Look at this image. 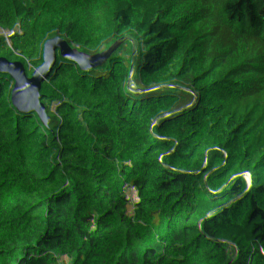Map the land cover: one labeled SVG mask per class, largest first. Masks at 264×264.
Returning <instances> with one entry per match:
<instances>
[{"label": "trees", "instance_id": "16d2710c", "mask_svg": "<svg viewBox=\"0 0 264 264\" xmlns=\"http://www.w3.org/2000/svg\"><path fill=\"white\" fill-rule=\"evenodd\" d=\"M0 0V264H264V0Z\"/></svg>", "mask_w": 264, "mask_h": 264}, {"label": "water", "instance_id": "95a60500", "mask_svg": "<svg viewBox=\"0 0 264 264\" xmlns=\"http://www.w3.org/2000/svg\"><path fill=\"white\" fill-rule=\"evenodd\" d=\"M75 176L76 172H72L60 181L45 185L26 177L16 168L3 170L0 172V211L9 201L13 183L17 189L29 193L36 201L42 202L58 196ZM4 252L5 248L0 237V255L3 256Z\"/></svg>", "mask_w": 264, "mask_h": 264}, {"label": "built area", "instance_id": "2783aa9c", "mask_svg": "<svg viewBox=\"0 0 264 264\" xmlns=\"http://www.w3.org/2000/svg\"><path fill=\"white\" fill-rule=\"evenodd\" d=\"M258 29H259V31H264V16L258 24Z\"/></svg>", "mask_w": 264, "mask_h": 264}, {"label": "rangeland", "instance_id": "374dc122", "mask_svg": "<svg viewBox=\"0 0 264 264\" xmlns=\"http://www.w3.org/2000/svg\"><path fill=\"white\" fill-rule=\"evenodd\" d=\"M208 1L209 0H202L201 9H202V6H204ZM60 180H62V179H57V181H60Z\"/></svg>", "mask_w": 264, "mask_h": 264}]
</instances>
